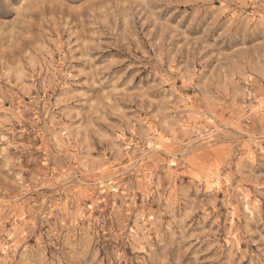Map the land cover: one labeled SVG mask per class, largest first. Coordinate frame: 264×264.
Instances as JSON below:
<instances>
[{"label": "rangeland", "instance_id": "obj_1", "mask_svg": "<svg viewBox=\"0 0 264 264\" xmlns=\"http://www.w3.org/2000/svg\"><path fill=\"white\" fill-rule=\"evenodd\" d=\"M0 264H264V0H0Z\"/></svg>", "mask_w": 264, "mask_h": 264}]
</instances>
